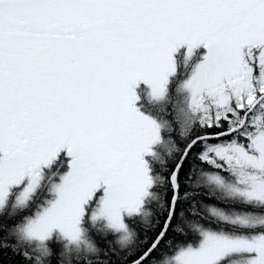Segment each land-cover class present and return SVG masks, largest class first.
Listing matches in <instances>:
<instances>
[{
	"label": "snow or ice",
	"instance_id": "snow-or-ice-1",
	"mask_svg": "<svg viewBox=\"0 0 264 264\" xmlns=\"http://www.w3.org/2000/svg\"><path fill=\"white\" fill-rule=\"evenodd\" d=\"M0 264H264V0H0Z\"/></svg>",
	"mask_w": 264,
	"mask_h": 264
},
{
	"label": "trees",
	"instance_id": "trees-1",
	"mask_svg": "<svg viewBox=\"0 0 264 264\" xmlns=\"http://www.w3.org/2000/svg\"><path fill=\"white\" fill-rule=\"evenodd\" d=\"M8 259L10 260V259H11V257L9 256V257H8Z\"/></svg>",
	"mask_w": 264,
	"mask_h": 264
}]
</instances>
